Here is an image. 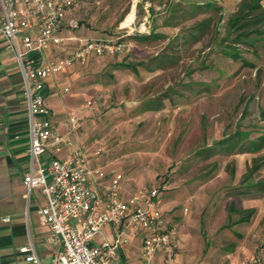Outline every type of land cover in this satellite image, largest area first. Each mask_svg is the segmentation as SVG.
Segmentation results:
<instances>
[{"label":"rangeland","instance_id":"1","mask_svg":"<svg viewBox=\"0 0 264 264\" xmlns=\"http://www.w3.org/2000/svg\"><path fill=\"white\" fill-rule=\"evenodd\" d=\"M241 2L83 0L68 14L63 44L49 52L67 56L95 39L122 43L54 79L48 103L81 118L75 146L123 173L126 194L160 189L165 214L178 222L181 264H264V193L254 185L264 181V146H251L264 133V25L250 43L236 42ZM235 133L244 136L231 147L225 139ZM36 196L38 189L32 202L26 197L32 226ZM232 202L254 215L237 222ZM102 231L110 237L109 225Z\"/></svg>","mask_w":264,"mask_h":264},{"label":"built area","instance_id":"2","mask_svg":"<svg viewBox=\"0 0 264 264\" xmlns=\"http://www.w3.org/2000/svg\"><path fill=\"white\" fill-rule=\"evenodd\" d=\"M81 2L0 0V32L19 62L28 113L29 165L23 180L29 199L34 189L43 198L38 212L50 229L43 239L56 245L51 264H126L120 260L121 251L131 243L133 232L142 234L139 264H155L159 254L163 264H176L178 222L165 214L160 189L126 194L123 173L107 171L93 162L86 148L75 146L81 118L56 113L47 102V79L75 62L123 49L120 41L95 39L67 56L49 55L63 44L68 14ZM105 225L111 227L110 237L102 231ZM20 251L27 264H43L33 243Z\"/></svg>","mask_w":264,"mask_h":264},{"label":"crops","instance_id":"3","mask_svg":"<svg viewBox=\"0 0 264 264\" xmlns=\"http://www.w3.org/2000/svg\"><path fill=\"white\" fill-rule=\"evenodd\" d=\"M63 72L47 79V102L54 79H58ZM22 83L19 62L0 32V264H27L20 248L30 243L34 244L43 264H51L56 245L43 239L50 231L38 212L43 198H35L37 205L34 208L39 218H35L33 226L31 218L24 215L25 212L29 213L31 205L26 206L28 190L23 180L24 171L29 165V123ZM29 201L32 202V198H28ZM6 216H10L9 221L3 220ZM178 234L174 238L176 248ZM120 260L126 264L142 262L141 233L131 234V243L121 251ZM180 261L177 251L176 264H181ZM155 264H163L161 254Z\"/></svg>","mask_w":264,"mask_h":264},{"label":"trees","instance_id":"4","mask_svg":"<svg viewBox=\"0 0 264 264\" xmlns=\"http://www.w3.org/2000/svg\"><path fill=\"white\" fill-rule=\"evenodd\" d=\"M83 1V0H82ZM262 0H242L240 4V12L234 20V25L237 29L236 33V42H248L250 43V32L256 31L257 33L261 34L262 29H253L264 25V6L261 3ZM208 21L200 22L196 28L201 30ZM264 31V30H263ZM233 56H236V53H231ZM160 103L153 104L148 106L146 109H160ZM262 117L264 118V109L261 111ZM244 136V135H243ZM241 133H236L234 136L229 140V144L231 147L236 145L239 141H241L242 137ZM252 150H258L264 146V133H262L258 139L255 141H251ZM249 174L245 175V178H248ZM256 186V191L264 193V181H260L254 184ZM250 192V191H249ZM230 210L237 212L240 214V219L237 222H244L249 221L251 217L255 213V208H245V209H238L235 208L234 203L230 204Z\"/></svg>","mask_w":264,"mask_h":264},{"label":"bare ground","instance_id":"5","mask_svg":"<svg viewBox=\"0 0 264 264\" xmlns=\"http://www.w3.org/2000/svg\"><path fill=\"white\" fill-rule=\"evenodd\" d=\"M135 16V8H132V11L129 13L127 19L124 21L125 25L131 24L132 20L134 19Z\"/></svg>","mask_w":264,"mask_h":264}]
</instances>
